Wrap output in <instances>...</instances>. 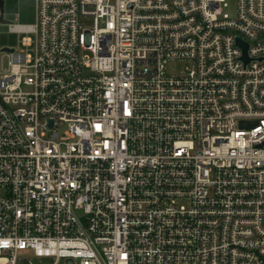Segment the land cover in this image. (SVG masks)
Here are the masks:
<instances>
[{
    "label": "built area",
    "instance_id": "obj_1",
    "mask_svg": "<svg viewBox=\"0 0 264 264\" xmlns=\"http://www.w3.org/2000/svg\"><path fill=\"white\" fill-rule=\"evenodd\" d=\"M6 23V264H264V0H35Z\"/></svg>",
    "mask_w": 264,
    "mask_h": 264
},
{
    "label": "rangeland",
    "instance_id": "obj_2",
    "mask_svg": "<svg viewBox=\"0 0 264 264\" xmlns=\"http://www.w3.org/2000/svg\"><path fill=\"white\" fill-rule=\"evenodd\" d=\"M4 18L7 22L30 24L35 21V0H5ZM82 25L91 24L90 19L82 20ZM21 35L9 31L8 24H0V50L4 48H19ZM8 67V57L0 53V69ZM175 70L180 71L184 68L183 63H176L172 66ZM35 264H41L36 259ZM0 264H6V258L0 256Z\"/></svg>",
    "mask_w": 264,
    "mask_h": 264
},
{
    "label": "water",
    "instance_id": "obj_3",
    "mask_svg": "<svg viewBox=\"0 0 264 264\" xmlns=\"http://www.w3.org/2000/svg\"><path fill=\"white\" fill-rule=\"evenodd\" d=\"M4 4H5V0H0V10H1V21L3 23H6L7 21L4 19L3 17V12H4ZM5 51H12L13 49L11 48H4Z\"/></svg>",
    "mask_w": 264,
    "mask_h": 264
}]
</instances>
